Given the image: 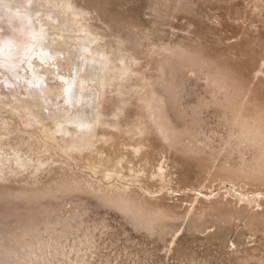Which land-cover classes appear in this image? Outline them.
Segmentation results:
<instances>
[{
	"label": "rangeland",
	"instance_id": "obj_1",
	"mask_svg": "<svg viewBox=\"0 0 264 264\" xmlns=\"http://www.w3.org/2000/svg\"><path fill=\"white\" fill-rule=\"evenodd\" d=\"M0 11V264H264V0Z\"/></svg>",
	"mask_w": 264,
	"mask_h": 264
},
{
	"label": "bare ground",
	"instance_id": "obj_2",
	"mask_svg": "<svg viewBox=\"0 0 264 264\" xmlns=\"http://www.w3.org/2000/svg\"><path fill=\"white\" fill-rule=\"evenodd\" d=\"M1 12V11H0ZM25 25V24H24ZM24 25H22V24H16L15 22H13V20H8L6 23H2V22H0V28H3V29H0V33L2 34V35H9V34H11L12 36H15L16 38H18L17 36H21L20 34H23V35H25L26 34V32L28 33V32H35V33H39V31H37L35 28H29V27H25ZM3 41V38H0V42H2ZM36 44H38V42L37 41H32V42H27V45L28 46H31V45H36ZM69 92V91H68ZM74 93V92H73ZM70 94V96H71V94L72 93H69ZM70 98V97H69ZM74 98V97H73ZM76 99L79 101V103L83 100V99H85V97H84V95H79V96H77L76 97ZM75 104V103H74ZM83 106V105H82ZM75 112V111H74ZM77 112V111H76ZM85 114V113H84ZM89 115V114H88ZM78 116H79V114H78ZM86 116V115H85ZM85 118V117H84ZM85 120V119H84ZM82 121V120H81ZM82 122H84V121H82ZM82 122H80V124L82 123ZM85 123V122H84ZM83 123V124H84ZM88 123V122H87ZM82 125V124H81ZM89 125V124H88ZM87 125V126H88ZM83 126V125H82ZM84 127L86 128L85 129V131L87 130V127L84 125ZM84 127H82L83 129H84ZM82 130V129H81ZM79 131V130H78ZM83 131V130H82ZM33 235V234H32ZM18 254H20V253H18ZM14 256V255H13ZM8 257H10V256H8ZM11 258V257H10ZM10 258H8V259H6V260H10ZM13 263V262H12Z\"/></svg>",
	"mask_w": 264,
	"mask_h": 264
}]
</instances>
